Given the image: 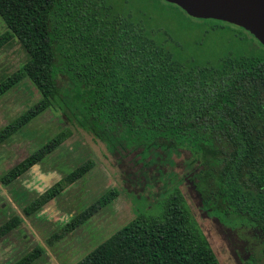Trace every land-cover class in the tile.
Returning <instances> with one entry per match:
<instances>
[{
  "label": "trees",
  "instance_id": "1",
  "mask_svg": "<svg viewBox=\"0 0 264 264\" xmlns=\"http://www.w3.org/2000/svg\"><path fill=\"white\" fill-rule=\"evenodd\" d=\"M0 13L8 27L0 44L15 36L29 55L0 80V97L23 79L40 94L0 128V145L52 108L113 152L141 147L145 160L158 149L169 156L187 150L188 164L200 168L203 207L226 224L264 231V55H227L214 64L188 65L153 15L144 8L125 9L118 0H0ZM71 134L69 128L60 130L0 181L12 183ZM93 165V160L82 162L23 212L40 211ZM117 195L108 189L53 236L72 232ZM21 221L15 215L1 224L0 239ZM40 254L36 247L12 264H32ZM258 261L255 256L243 260L264 264ZM75 264L221 263L175 186L161 212L137 215Z\"/></svg>",
  "mask_w": 264,
  "mask_h": 264
},
{
  "label": "rangeland",
  "instance_id": "2",
  "mask_svg": "<svg viewBox=\"0 0 264 264\" xmlns=\"http://www.w3.org/2000/svg\"><path fill=\"white\" fill-rule=\"evenodd\" d=\"M121 7L144 8L155 23L168 30L169 45L185 63L214 64L232 55L263 56L264 45L244 28L216 19L188 15L165 0H118ZM8 31L0 13V38ZM28 52L15 36L0 44V80L21 67ZM40 98L37 89L23 79L0 97V128L16 118ZM64 128L72 134L44 160L9 185L0 181V225L15 215L22 221L0 239V264H12L40 247L32 264H75L89 251L108 240L118 229L141 213L157 214L164 197L175 186L183 192L221 264H245L249 256L264 259V231L237 223L226 224L209 213L202 204L197 164H188L190 152L171 156L160 149L141 159V147L113 152L95 135L48 109L0 145V177ZM158 154V155H156ZM93 160V167L37 213L26 215L23 208L39 191L61 179L82 162ZM36 180V189L28 185ZM35 183V182H34ZM116 198L93 213L72 232L61 238L53 234L74 215L90 206L108 189ZM240 254L238 257L236 254ZM244 260V262H243Z\"/></svg>",
  "mask_w": 264,
  "mask_h": 264
},
{
  "label": "water",
  "instance_id": "3",
  "mask_svg": "<svg viewBox=\"0 0 264 264\" xmlns=\"http://www.w3.org/2000/svg\"><path fill=\"white\" fill-rule=\"evenodd\" d=\"M188 15L222 20L249 31L264 45V0H165Z\"/></svg>",
  "mask_w": 264,
  "mask_h": 264
},
{
  "label": "crops",
  "instance_id": "4",
  "mask_svg": "<svg viewBox=\"0 0 264 264\" xmlns=\"http://www.w3.org/2000/svg\"><path fill=\"white\" fill-rule=\"evenodd\" d=\"M3 144H4V143H3ZM18 162H19V161H18ZM40 163H41V162H40ZM40 163L35 164L33 167H37V165H39ZM30 169H33V168L31 167ZM30 169H29V170H30ZM29 170H28V171H29ZM28 171H27V172H28ZM27 172H25V173H27ZM25 173H24V174H25ZM24 174H22V175H24ZM22 175H21V176H22ZM21 176H20V177H21ZM18 179H19V178H18ZM16 180H17V179H16ZM16 180H15V181H16ZM13 182H14V181H13ZM34 182H35V183H34ZM34 182L31 181V183L28 185V189H29V190H35V191H37V189H36V180H34ZM10 184H11V183H10ZM8 185H9V184H8ZM39 193H41V192L39 191Z\"/></svg>",
  "mask_w": 264,
  "mask_h": 264
},
{
  "label": "flooded vegetation",
  "instance_id": "5",
  "mask_svg": "<svg viewBox=\"0 0 264 264\" xmlns=\"http://www.w3.org/2000/svg\"><path fill=\"white\" fill-rule=\"evenodd\" d=\"M236 255H237L238 257H240V256H239L240 254H238V253H237ZM249 257H250V256H249Z\"/></svg>",
  "mask_w": 264,
  "mask_h": 264
}]
</instances>
